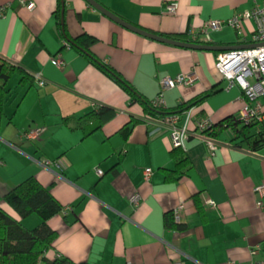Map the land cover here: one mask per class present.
Listing matches in <instances>:
<instances>
[{
	"label": "crops",
	"instance_id": "0c3cea01",
	"mask_svg": "<svg viewBox=\"0 0 264 264\" xmlns=\"http://www.w3.org/2000/svg\"><path fill=\"white\" fill-rule=\"evenodd\" d=\"M20 0L0 19V58L30 77L8 83L0 127V208L23 227L41 223L38 216L21 219L4 197L35 178L57 199L62 211L48 226L57 238L47 256H63L75 264H228L264 261L263 209L254 188L264 185V148L253 151L235 139L231 128L215 140L213 157L196 122L219 123L238 118L244 105L238 86L229 88L216 67L217 54L167 45L124 28L86 0H65L63 22L70 39L95 38L92 54L114 69L144 98L154 100L164 78L193 74L191 86L164 91L166 108L190 103L185 153L191 170L176 182L165 181L173 168L167 130L149 118L138 103L60 34L57 0ZM138 28L174 39L200 30L212 20H227L252 11L264 0H95ZM177 4V12L167 11ZM255 23H244L247 42L235 30L212 32L214 46H251ZM175 40V39H174ZM221 53V52H218ZM59 57L63 66L51 60ZM45 85L40 87L35 78ZM264 103V102H263ZM115 115L88 137L71 130L66 119L86 116L97 107ZM40 131L35 140L25 136ZM46 162H49L46 165ZM97 170L103 175L98 176ZM151 170L149 181L145 171ZM138 195L140 205L131 202ZM212 200L215 206H209ZM183 204L178 229L165 224L167 214ZM177 225V224H176ZM260 246L257 254L251 250Z\"/></svg>",
	"mask_w": 264,
	"mask_h": 264
},
{
	"label": "trees",
	"instance_id": "16d2710c",
	"mask_svg": "<svg viewBox=\"0 0 264 264\" xmlns=\"http://www.w3.org/2000/svg\"><path fill=\"white\" fill-rule=\"evenodd\" d=\"M57 3V18L63 40L116 82L128 94L132 103H138L142 106L151 120H159L171 115L181 116L190 108L201 104L207 97L212 95L213 91L205 93L188 104L174 108H155L152 105V101L144 98L114 69L92 54L91 46L96 42L95 38L87 34H83L76 39L68 37L63 22L65 0H57ZM174 39L191 44L198 43V41H193L188 35L175 37ZM215 54L218 55L219 53L215 52ZM14 76L20 78V85L31 79L23 69L0 58V127L8 94L7 86ZM114 115L115 112L112 109L100 106L82 118L66 119L65 121L71 130H80L84 137H88L101 129L102 125ZM228 128L233 130L236 140L248 143L253 151L256 152L264 148V120L246 125L240 120V117H231L219 123H212L207 130L202 132V135L215 141ZM171 158L174 166L170 170H165V181L176 183L187 176L192 166L183 149H173ZM4 201L21 219L37 215L41 223L32 229H27L0 208V264H75L63 256H57L54 259H50L47 256L48 251L52 248L57 238L56 232L48 226L47 222L63 209L49 190L44 188L35 178H29L5 195ZM165 224L170 229L180 228L174 222L172 214L166 215Z\"/></svg>",
	"mask_w": 264,
	"mask_h": 264
},
{
	"label": "built area",
	"instance_id": "2783aa9c",
	"mask_svg": "<svg viewBox=\"0 0 264 264\" xmlns=\"http://www.w3.org/2000/svg\"><path fill=\"white\" fill-rule=\"evenodd\" d=\"M23 5L30 11L35 9V3L31 0H20ZM11 7V4L0 6V19L4 18L6 12ZM177 4H168L167 11L171 14L177 12ZM253 20L255 28L251 34L252 44L243 49H236L227 52H221L216 58V67L219 74L229 84V88L238 86L242 91L244 105L239 113L240 120L246 124H252L264 120V2L254 8L252 11L237 14L227 20H212L206 23L200 30L192 31L188 36L193 41H198L197 44H212L211 33L222 30L223 28H231L236 31L238 38L242 43L247 42V34L244 30V23ZM52 64L58 68L63 66V62L59 57L51 60ZM195 76L193 74H181L175 78H164L160 82V93L156 99L152 100V105L155 108H165V102L162 98L164 91H169L180 86H191L194 83ZM35 81L42 87L45 82L36 77ZM191 109L183 115H171L163 117L155 121L159 126H163L170 137L173 149L180 148L185 151L186 142L192 134L189 130L191 120ZM209 119H201L196 122V131L205 139L210 157L215 155L217 144L214 140L202 135V132L207 130L211 124ZM40 131H30L26 134L28 140H35L39 137ZM49 162H46L48 165ZM98 176L103 175L102 170H97ZM145 180L149 181L152 176L151 170H146ZM254 192L259 196L257 207L263 209L264 185L254 188ZM133 206L137 208L140 205V198L135 195L131 200ZM209 206H215L212 200H208ZM183 204H180L174 209L172 215L174 222L180 224ZM260 246L251 250L252 254H257ZM174 264H184L182 261H177ZM228 264H264V261L251 260L246 263L229 262Z\"/></svg>",
	"mask_w": 264,
	"mask_h": 264
},
{
	"label": "water",
	"instance_id": "95a60500",
	"mask_svg": "<svg viewBox=\"0 0 264 264\" xmlns=\"http://www.w3.org/2000/svg\"><path fill=\"white\" fill-rule=\"evenodd\" d=\"M92 7L103 13L105 16L113 20L114 22L118 23L119 25L123 26L124 28L131 30L139 35H142L144 37H147L149 39L179 47V48H186V49H191V50H196V51H208V52H227V51H232L236 49H243L249 46H214V45H207V44H191V43H186V42H180L174 39H170L164 36H160L151 32H148L146 30H143L141 28H138L128 22H125L118 16L114 15L111 13L109 10L101 6L98 2L95 0H86Z\"/></svg>",
	"mask_w": 264,
	"mask_h": 264
},
{
	"label": "rangeland",
	"instance_id": "374dc122",
	"mask_svg": "<svg viewBox=\"0 0 264 264\" xmlns=\"http://www.w3.org/2000/svg\"><path fill=\"white\" fill-rule=\"evenodd\" d=\"M31 216H37V215H31ZM31 216H29L28 218L24 219L26 221L30 220Z\"/></svg>",
	"mask_w": 264,
	"mask_h": 264
}]
</instances>
